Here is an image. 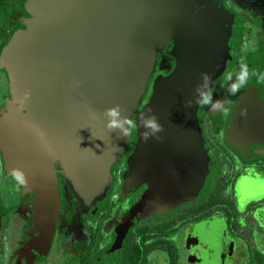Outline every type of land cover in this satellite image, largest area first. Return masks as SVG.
Returning <instances> with one entry per match:
<instances>
[{
	"label": "water",
	"instance_id": "1",
	"mask_svg": "<svg viewBox=\"0 0 264 264\" xmlns=\"http://www.w3.org/2000/svg\"><path fill=\"white\" fill-rule=\"evenodd\" d=\"M22 9V28L0 49L9 93L0 107V157L7 177L18 168L27 178L26 187L19 185L31 197L19 255L30 262L50 247L60 207L57 172L83 206L106 195L111 169L132 139L107 130V108L120 105L138 124L124 186L145 184L149 198V153L155 164L164 162L163 154L177 155L194 137L195 89L201 74L214 83L227 68L235 29L215 0H24ZM168 47L174 65L153 81L139 109ZM25 92L30 98L21 105ZM262 100L260 92L242 94L233 126L260 125ZM142 113L162 125L159 139L143 138ZM234 136L244 142L260 132Z\"/></svg>",
	"mask_w": 264,
	"mask_h": 264
},
{
	"label": "flooded vegetation",
	"instance_id": "2",
	"mask_svg": "<svg viewBox=\"0 0 264 264\" xmlns=\"http://www.w3.org/2000/svg\"><path fill=\"white\" fill-rule=\"evenodd\" d=\"M215 2L235 29L228 42L230 62L212 89L213 101L223 100L227 111L200 106L196 134L186 137L180 153L163 154L167 158L158 164L155 152L149 153V198L145 184L124 186L134 129L131 144L111 169L106 195L92 206L77 202L57 172L59 217L48 251L30 262L19 250L28 238L24 206L31 197L12 179L10 189L0 191V264H264V117L257 127L233 126L239 97L264 94V0ZM19 3L7 0L1 7L0 28L6 33L22 28ZM169 48L157 57L139 109L153 81L174 65ZM242 68L246 82L231 94ZM4 75L0 97L7 99ZM256 130L260 136L252 140L234 136ZM0 171L4 174L1 157Z\"/></svg>",
	"mask_w": 264,
	"mask_h": 264
},
{
	"label": "clouds",
	"instance_id": "3",
	"mask_svg": "<svg viewBox=\"0 0 264 264\" xmlns=\"http://www.w3.org/2000/svg\"><path fill=\"white\" fill-rule=\"evenodd\" d=\"M242 75L238 77V82L230 85L229 92L231 94H235L239 91V88L243 86V84L246 82V71L244 68H242ZM202 83L199 84L196 89V98L195 103L198 106H208L211 111H220L226 109H223V100H216L213 101V83L212 78L207 73L201 74ZM261 79H264V77H261ZM30 98V93L25 92L20 99L19 103L21 105H24L26 101ZM192 101L187 102V106H191ZM124 110L121 108L120 105H115L111 108H107L104 111V117L107 120L106 128L109 132L116 131L119 134L120 139H125L131 135V132L133 129H136L138 127V124L136 121H134L132 118H129L128 116L122 115V112ZM151 110H149L150 112ZM91 117L93 119L96 118V113L92 112L90 113ZM139 127H143L145 129L143 133V138L147 141L150 138H156L159 139L158 133L163 131L162 125L159 124L157 118L155 115L152 114H141L139 118ZM11 178L16 182V184L20 186H27V178L25 173L20 169H13L10 172Z\"/></svg>",
	"mask_w": 264,
	"mask_h": 264
},
{
	"label": "trees",
	"instance_id": "4",
	"mask_svg": "<svg viewBox=\"0 0 264 264\" xmlns=\"http://www.w3.org/2000/svg\"><path fill=\"white\" fill-rule=\"evenodd\" d=\"M6 2H7V0H0V11H1L2 5L6 4ZM23 2H24V0H20V3H19L20 4V8H22ZM8 20H10L12 22V16H10V18ZM12 32L6 33L5 29L0 28V49L8 41V39L10 38V35L12 34ZM1 71H2L1 73L4 75V71L2 69H1ZM2 104H0V107H1Z\"/></svg>",
	"mask_w": 264,
	"mask_h": 264
},
{
	"label": "rangeland",
	"instance_id": "5",
	"mask_svg": "<svg viewBox=\"0 0 264 264\" xmlns=\"http://www.w3.org/2000/svg\"><path fill=\"white\" fill-rule=\"evenodd\" d=\"M11 1V0H10ZM9 13V12H8ZM1 68H0V74L1 73ZM6 100V94H4L2 97H0V104L4 103ZM9 180V181H8ZM12 178H7L2 172L0 171V191L1 190H7L8 188L10 189V184L12 183Z\"/></svg>",
	"mask_w": 264,
	"mask_h": 264
}]
</instances>
